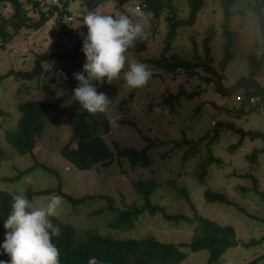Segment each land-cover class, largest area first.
Listing matches in <instances>:
<instances>
[{
    "label": "rangeland",
    "instance_id": "rangeland-1",
    "mask_svg": "<svg viewBox=\"0 0 264 264\" xmlns=\"http://www.w3.org/2000/svg\"><path fill=\"white\" fill-rule=\"evenodd\" d=\"M177 1L180 19L188 18L187 3L184 0ZM252 1L254 0H236L232 9L233 16L229 29L234 32L231 47L233 59L223 72L221 86L225 90L232 88L240 78L248 76L249 62L246 57L253 53L259 54L256 43L260 44V31L256 19L247 14V4ZM136 6H140L139 0H102L93 11L111 15L113 18L119 15H128L134 22L147 20L144 27L150 33L149 37L143 41L137 40L135 46L129 48L126 53L129 60L136 59L145 64V61L157 60L162 54H165L169 31L166 23L167 14L163 11L153 17L144 10L135 11ZM67 10L74 17L72 26L81 25L79 20L83 10L82 1L68 0ZM12 11L9 3L0 7L2 16L9 15ZM66 19L64 16L63 24L71 23ZM221 22L220 0H205L204 8L198 14L193 25L177 29L175 40L170 42L169 52L165 55L168 57L176 52L182 60L191 61L195 54L193 48L197 46L198 56H201L204 61L206 58L202 52V43L207 29L213 28L216 35L209 45V58L211 66L216 70L223 55V37L220 35L222 32ZM24 33H28V35H24ZM86 33V27L74 34L60 32L55 15L51 16L37 31L23 28L5 46L4 50L0 49V76L9 70H31L37 54L47 51L58 52L75 47L82 44V37ZM140 42H145V49L139 51L136 48ZM84 63L83 54L75 62L60 63L59 67L43 80L27 82L10 77L2 81L0 83V133L1 130L11 128L16 124L19 118L16 106L19 103L39 101L44 104H55L59 98L70 93L76 83L73 73L82 71ZM49 64L54 65L53 62L47 63L44 65V69L48 68ZM148 66L152 70L151 78L144 87L138 90L125 87L123 73L111 85H96L97 90L105 92L110 100L109 108L105 112L112 128L110 134L105 137L109 146L118 143L121 147L140 149L146 145L143 137L159 142L180 140L182 134L196 140L209 131L216 120L234 121L235 127L243 131H264V105H261L259 113L233 119L227 112L239 106L234 96L222 95L216 91L214 84L202 85L199 89H194V86L199 85L200 82L198 76L188 82L185 81L184 74L179 76L167 74L152 65ZM200 74L205 75L203 72ZM256 81L258 85H264V64ZM93 84L96 82L93 81ZM179 87L187 94L201 93L191 100L182 98L174 113H169L167 109L161 112L157 107L149 110L151 97H159L167 91L176 93ZM132 90H136L133 96L130 95ZM238 91L242 90L238 89ZM210 102L218 107H224L226 112H218ZM199 105L202 106L196 112ZM57 108L55 111H48L46 129L41 139L36 142L34 155L38 163L56 171L58 177L45 169L38 168L16 182H7L5 178L10 179L16 176L18 171L31 167L33 163L29 156L11 155V149L3 143L0 135V149L7 155H11L9 159L4 158L0 165V191L13 193L15 196L25 195L29 189L36 191L56 188L61 181L63 192L72 198L78 199L85 195L101 196V198L86 200L77 206H73L63 199L56 212L57 218L63 222L70 223L80 229H90L112 240L139 241L154 238L164 243L181 244L189 243L193 234L197 235L199 230L197 222L192 224L168 222L163 220L161 214L144 213L138 217L133 230L130 231L108 229L107 223L115 212L123 210L134 202L140 203L132 190L131 182L133 180L138 178L168 180L175 178L180 172H184L179 181L188 187L196 213L183 198H176L173 194L161 193V195L153 196L150 202L167 206L166 210L170 215L180 214L188 220H193L197 214L219 225L232 226L238 241L243 243H249L253 238L259 241L264 236V225L249 219L236 207L243 208L250 215H258L257 212L264 213L263 206L259 207L261 202L255 195L242 196L239 189V187L251 188V182L236 177L239 174L250 172L258 178L260 190L264 192V152L258 154L255 166L245 161V156L252 150L264 148V142L259 140L251 142L245 138L238 146V134L223 132L219 142L212 148L213 156L221 160L220 165L204 166L205 156L203 153L182 165L181 151H171L172 146L170 145L153 148L150 152L152 165L148 168L131 169L125 161L120 164L118 161H114L108 167L95 165L90 171L80 172L56 153L58 147L67 142L69 135L72 134L68 103H62ZM74 147V145L71 146V148ZM165 152L170 153L164 157ZM203 168L206 171L207 187L214 191H223L236 206L204 203L202 196L204 187L197 185L198 180L193 174L194 170ZM51 196L34 198L31 203L37 207L45 205ZM104 197H108L112 201V210L107 208L108 204L103 199ZM4 235L5 230H0V244L4 241ZM263 254L264 241L253 248H244L239 245L227 251L218 264H252L254 261L257 262ZM3 256V250L0 249V260ZM207 258L208 253L201 251L190 254L182 264H206ZM257 264H264V259L258 260Z\"/></svg>",
    "mask_w": 264,
    "mask_h": 264
},
{
    "label": "trees",
    "instance_id": "trees-1",
    "mask_svg": "<svg viewBox=\"0 0 264 264\" xmlns=\"http://www.w3.org/2000/svg\"><path fill=\"white\" fill-rule=\"evenodd\" d=\"M49 0H0V7L5 3H9L13 9L12 13L6 16L0 14V49L4 50L5 46L9 44L23 28H30L31 31H37L43 27L48 19L55 15L56 22L60 32L64 34L76 33L81 28L85 27L83 24L84 16L93 11L102 0H81L83 10L81 11L79 26H72L74 17L70 11L67 10L68 0H58L57 4L48 2ZM189 7L188 18L180 19L179 6L177 0H139L140 6L145 7V12L151 14L153 17L158 16L165 11L167 14L166 23L168 26V37L166 39L165 54L169 52L170 42L175 40L177 29L182 27L192 26L198 14L202 12L205 0H184ZM236 0H220L222 9V32L223 37V55L218 62L216 70L211 66L210 43L214 39L216 33L213 28L206 31V36L202 43V52L206 58L204 61L201 56H198V48L194 46L193 62L184 61L176 52L170 56L161 55L157 60H147L145 64L152 65L156 69L167 74L182 75L184 74L185 81L194 79L196 76L200 79L199 85L194 86V89H199L202 85L216 86V91L222 95H231L235 98L238 95L245 97L244 100L239 101V106L228 110V115L233 119L249 116L253 113H259L260 104H250L249 98L252 96H264V85H258L256 78L263 69L264 64V0H254L247 4V14L251 15L257 21V26L260 31V44L256 43L259 54H249L246 58L249 62V73L247 77H242L237 80L236 84L230 89H223L221 80L223 79V72L227 65L233 59L231 54L232 37L234 32L229 29L233 16V6ZM29 7V8H27ZM61 7V10L59 9ZM66 16V20L71 22L63 24L62 19ZM38 17V19H36ZM71 18L69 21L68 19ZM28 32V31H27ZM28 35V33H24ZM145 42H140L137 50L145 49ZM82 44L67 50L58 52L47 51L37 54L34 59L33 68L28 71L9 70L6 74L0 76V83L10 77H15L18 80L31 82L33 80L45 79L50 76L52 72L57 69L62 62H75L82 55ZM54 62V65L44 69V65ZM213 69V70H212ZM201 70V71H198ZM205 73L201 75L200 73ZM207 74V75H206ZM184 81V82H185ZM77 86V81L74 88ZM73 88V89H74ZM137 88L136 90H138ZM238 89L242 91L239 92ZM136 90H132L130 95L133 96ZM199 91V90H198ZM201 92L187 94L181 87L176 93L167 91L159 97H151L149 110L157 107L161 112L166 110L169 113H174L176 108L180 105L182 98L191 100L199 96ZM68 103V115L71 119L72 134L69 135L68 141L60 145L56 153L65 161L70 163L76 170L90 171L95 165L103 167L110 166L114 161L129 164L131 169L148 168L152 165L150 152L155 146H172L171 151H181L180 161L184 165L187 162L195 159L198 155L205 156L203 163L205 165L221 164V160L213 156L212 148L220 139L223 132H231L239 135V146L245 138L251 142L259 140L264 142V131H243L236 128L234 121H214L212 128L200 136L198 139H190L185 134H182L180 140L157 141L151 138L143 137L146 145L140 149L134 147H121L118 143H113L109 146L106 143L105 137L110 134L112 128L109 119L105 112L90 113L84 110L80 104L73 99L72 91L65 96L59 98L55 104H44L39 101H30L19 103L16 106L19 118L16 124L11 128L1 130L3 143L12 151L11 155L18 157L29 156L33 165L25 170L18 171L17 175L5 180L7 182H16L22 177L29 174L32 170L41 168L49 171L58 177V173L50 170L37 162L34 155L36 142L41 139L46 129V119L49 110H57L60 104ZM212 106L218 111L222 112L226 109L218 107L210 102ZM202 105L196 108L199 111ZM158 143V144H157ZM74 145V148L71 146ZM264 152V148L260 150H252L251 153L245 156V161L253 166L256 165L258 154ZM170 152H165L164 157L168 156ZM11 155L0 149V165L4 158L9 159ZM184 172H180L175 178L168 180H158L155 178L145 179L138 178L131 182L134 195L140 200V203H132L126 206L123 210L114 213L112 219L107 223V228L117 231L133 230L136 220L144 213L150 215L161 214L163 220L172 221L175 223L187 222L195 223L199 226L196 234H193L189 243H164L157 241L154 238L142 239L139 241H118L112 240L109 237L103 236L98 232L90 229L77 228L70 223L63 222L57 216L50 217L54 226L60 229V235L54 236L52 242L56 245L60 252V264H87L91 257H95L101 264H182L190 254L206 251L208 258L206 264H218L224 257L227 251L241 245L244 248H253L257 244L264 241V236L257 241L254 238L249 243L238 241L236 232L232 226H222L209 219L203 218L196 214L195 219L188 220L184 216L170 215L167 213V206L151 203V198L161 193L173 194L176 198H183L187 205L196 213L195 206L191 201V193L179 181V178ZM194 177L197 178L198 184L204 187L203 200L205 204H220L226 206L234 205L224 194L223 191H214L207 187L205 180L206 171L194 170ZM187 175V174H186ZM239 179L249 180L251 188L239 187L242 196L255 195L260 200V205L263 206L264 212V192L260 190L259 180L250 172L239 174L236 176ZM53 194L60 195L66 202L73 206L82 204L89 199L101 198L97 195H85L82 198H72L62 190L61 181L56 188L44 190H28L26 197L30 202L34 198L42 196H51ZM13 193L0 191V230L3 228V223L11 212V204L13 202ZM112 210V201L108 197L103 198ZM237 210L244 213L249 219L255 220L264 225V213L257 212L258 215H250L243 208L238 206ZM261 209V208H260ZM8 257L4 254L1 260H7ZM264 254L258 260H263ZM252 262V264H257Z\"/></svg>",
    "mask_w": 264,
    "mask_h": 264
},
{
    "label": "clouds",
    "instance_id": "clouds-1",
    "mask_svg": "<svg viewBox=\"0 0 264 264\" xmlns=\"http://www.w3.org/2000/svg\"><path fill=\"white\" fill-rule=\"evenodd\" d=\"M146 23V19L134 22L128 15L113 18L94 11L84 16L87 33L82 37L81 51L85 63L82 71L73 73L77 86L72 89L73 99L84 110L106 112L109 97L98 91L96 85H111L122 73L125 87L129 89L142 88L148 83L151 68L136 59L129 60L126 55L137 40L149 37L144 27ZM62 200L60 195L53 194L45 205L37 207L23 194L13 197L11 212L3 223L4 241L0 244L8 259L0 260V264H60L59 249L52 242L54 236L60 235V229L53 225L50 217L56 215ZM87 264L101 262L91 257Z\"/></svg>",
    "mask_w": 264,
    "mask_h": 264
},
{
    "label": "built area",
    "instance_id": "built-area-1",
    "mask_svg": "<svg viewBox=\"0 0 264 264\" xmlns=\"http://www.w3.org/2000/svg\"><path fill=\"white\" fill-rule=\"evenodd\" d=\"M49 3H52V4H57L58 3V0H49L48 1ZM60 10H61V7H60ZM141 10H144L145 11V7H142V6H136L135 7V11H141ZM69 21L71 20V18L68 19ZM245 97L242 96V95H238L236 97V101L239 102V101H242L244 100ZM249 103L250 104H263L264 105V96H252L249 98Z\"/></svg>",
    "mask_w": 264,
    "mask_h": 264
}]
</instances>
